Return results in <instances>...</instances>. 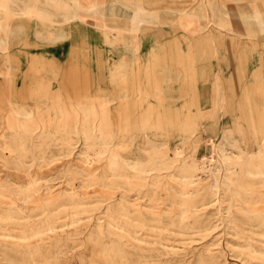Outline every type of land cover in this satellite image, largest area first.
<instances>
[{"label":"rangeland","instance_id":"obj_1","mask_svg":"<svg viewBox=\"0 0 264 264\" xmlns=\"http://www.w3.org/2000/svg\"><path fill=\"white\" fill-rule=\"evenodd\" d=\"M37 1H49L52 8L55 0ZM65 1L70 10H82L97 18L105 16L108 20L114 16L116 1ZM132 2H143L147 7L146 12L138 13L145 21L134 33L112 29L105 35L78 17L68 23L48 22L33 15L3 18L11 26L0 30V38L7 37L6 44L0 42V132L4 126L9 133L5 124L13 106L35 111L39 123H44L38 130L46 129L50 134L42 148L29 149L22 158L25 168L36 175L61 182L66 167L76 171L87 166L88 177L113 170L117 159L111 153L120 136L130 139L127 143L131 158L145 159L156 147L172 154L179 147L185 156L196 151L198 159L213 158L212 163L207 160L212 167L222 166L218 151L212 150L211 136L217 143L223 140L227 144L229 137H236L234 141L240 146L233 148L237 151L248 149L245 137H264V0L211 1L209 17L222 24L221 29L212 24L202 29L209 17L196 13L191 16L192 23H187L191 20L188 14L196 10L199 0ZM53 9L60 19L64 9ZM233 9L238 14H232ZM252 11L257 12L256 16L250 15ZM235 28L243 31L240 36L232 34ZM128 37L137 42L136 48ZM65 105L70 113L72 106L77 110L78 125L74 128L60 125L66 116L62 112ZM93 111L103 126L113 132L109 131L111 139L98 140L89 134L86 140L82 135L83 128H91ZM19 117L24 118L22 114ZM71 119V115L67 116V120ZM106 140L111 141V148L104 153ZM26 145H32L31 138ZM257 145L253 143L250 148L256 150ZM0 168L2 175H25L1 162ZM175 171L174 176L167 175L165 169L142 172L147 177L159 174L161 180L170 183L171 189L163 191L164 202H159L162 190L157 192V205L165 209L179 207L176 200H181L178 190L183 186L192 191L191 184L184 185L183 172ZM208 173L200 171L203 180L198 182H207ZM243 181L251 190L242 191L241 197L254 194L252 206L263 212L262 177L249 175ZM98 201L93 197L87 209L80 212L82 220L103 215ZM223 210L212 216L210 223L218 224L216 229L201 226L189 235L178 230L169 213L164 214V221L150 214L148 238L161 239V249L175 245L179 251L186 245L202 248L213 242L210 246L221 254L219 264H263L262 228L257 223L240 221L235 229H229ZM237 233L250 234L251 238ZM191 236L198 239L192 240ZM246 240L258 250L256 256L247 252ZM69 247L62 259L65 264L103 261L100 245L85 233L71 234Z\"/></svg>","mask_w":264,"mask_h":264},{"label":"bare ground","instance_id":"obj_2","mask_svg":"<svg viewBox=\"0 0 264 264\" xmlns=\"http://www.w3.org/2000/svg\"><path fill=\"white\" fill-rule=\"evenodd\" d=\"M76 1H90L94 4L96 0ZM110 1H116L111 20L105 16L97 18L82 10H70V5L65 0H55V5L54 2L52 4L53 7L64 9L60 19L53 7L49 8V1L41 4L37 0H0V30L11 26L10 22H3V18L33 15L56 23H68L78 17L81 21L97 26L105 32V35L112 29L136 32L140 24L145 21L138 14L147 11L143 2L134 4L132 1L135 0ZM211 1L213 0H199L196 10L188 14V19H191L195 13L207 19L210 16ZM124 6L130 9L123 10ZM231 13L236 15L238 11L233 9ZM256 14V11L250 13L251 16ZM187 23L191 24L192 19ZM211 24L219 29L223 27L209 17L202 29L209 28ZM241 31L235 28L232 34L240 36ZM127 39L130 45L137 47V42L133 38ZM0 42L6 44L7 37L0 38ZM25 93H22V96H25ZM17 107H12V112L6 120L5 126L9 133L4 126L0 132V162L5 167H14L18 171L25 172V175H2L0 168V264H65L62 259L70 249L69 239L73 233H85L100 245L103 260L101 264H171L176 260L182 261V264L192 262L219 264L221 254L210 246L213 242L202 248L186 245L182 247V251L175 250V245L172 249H161L159 247L162 243L161 239L148 238L150 214L157 216L155 219L164 221V214L169 213L171 222L178 227V230L184 235H189L195 233L201 226L211 230L216 229L218 224L210 223L212 216L225 209L223 219L229 229H235V225L240 221L249 225L257 223L262 228L261 234L264 236V211L257 212L252 206L255 195L241 197L240 194L242 191L246 193L251 190L249 184L244 183V177L261 176L264 182V137H245L244 143L247 144L248 149L242 147L237 151L233 148V145L240 146L234 141L236 137H229L227 144L223 140L217 143L211 136L212 150L218 151L222 166L212 167L210 163L213 158L198 159L196 151L185 156L179 147H175L172 154L168 153V150L161 151L156 147L145 159L131 158L128 154L131 147L127 143L130 139L120 136L111 153L114 160L117 159L115 169L104 170L100 175L94 173L93 176L88 177V173H85L87 166L76 171L66 167L63 170L64 179L57 182L36 175L30 168H25V159L22 158L26 156L27 151L42 148L43 143L49 140L50 134L49 130H38L44 123H39L33 109L22 111ZM62 112L66 116L62 118L61 126L74 128L78 125V114L74 106L71 113L66 105ZM93 113L94 118L89 124L90 130L83 128L81 131L84 138L87 140L89 134H92L97 136L98 140L111 139L109 131L113 132L103 126L104 122L98 120L95 111ZM19 114L24 118L20 119ZM70 115L73 119L69 121L67 116ZM29 138L32 141L31 146L26 145ZM107 140L104 153L111 148V141ZM253 143H258L256 150L250 148ZM251 166L255 168L252 169ZM154 169L159 171L165 169L169 176L176 175L175 170L178 169L183 172L181 177L185 178L184 185L191 184V192L184 186L178 190L181 200H176L179 207L175 210L157 205V192L162 190L159 202H164L163 191L171 188L170 183L161 180L159 174L149 177L142 174ZM200 171L209 172L207 182L199 183L203 180L202 175L199 176ZM93 197L99 199L100 203L97 207H102L103 215L82 220L83 217L79 214L87 209ZM238 215L242 216L241 220H238ZM237 234L246 239L251 238L250 234ZM191 237L192 240L198 239ZM246 241L247 252L251 256H256L258 250L251 241ZM260 252L264 254V249ZM260 258L264 264V256Z\"/></svg>","mask_w":264,"mask_h":264}]
</instances>
